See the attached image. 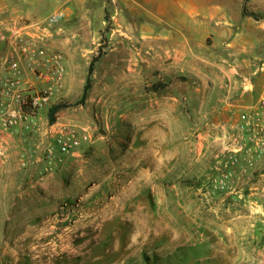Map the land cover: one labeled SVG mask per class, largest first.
Listing matches in <instances>:
<instances>
[{"label":"rangeland","instance_id":"1","mask_svg":"<svg viewBox=\"0 0 264 264\" xmlns=\"http://www.w3.org/2000/svg\"><path fill=\"white\" fill-rule=\"evenodd\" d=\"M13 2L0 0V54L6 64L16 58L13 48L5 52L13 32L28 23L23 19L5 29L10 21L4 22L3 9ZM224 2L231 8L230 40L237 32L250 34L258 43L252 49L260 52L255 57L263 55L264 20L243 15V8L264 16V0ZM55 4L33 17L40 25L34 34L45 37L38 47L47 55L65 56L66 74L61 91L39 111V128L15 129L20 130L16 146L0 153L5 163L0 167V264H264V153L250 163L239 158L235 165L224 154L212 165L191 147L193 124L182 121L179 157L170 153L172 123L134 117L150 94L157 95L140 71L144 0ZM62 7L69 11L67 20L42 24ZM99 56L88 98L76 105L89 66ZM131 58L139 68L133 76ZM253 63L262 68L264 59ZM45 86L36 79L27 89ZM263 101L264 96L255 114ZM59 103L69 107L51 125L48 111ZM244 115L250 120L252 114ZM71 129L80 134V147L63 154L54 134ZM159 131L166 138H159ZM229 172L231 181L219 188Z\"/></svg>","mask_w":264,"mask_h":264},{"label":"crops","instance_id":"2","mask_svg":"<svg viewBox=\"0 0 264 264\" xmlns=\"http://www.w3.org/2000/svg\"><path fill=\"white\" fill-rule=\"evenodd\" d=\"M55 1L62 0H14L12 5L6 4L4 22H10L5 29L16 27L23 19L34 22L33 17L53 10ZM143 16L146 25L139 38L144 51L140 71L147 87L157 83L164 87L157 95L150 94L141 113L134 114L135 119L143 123H172L169 135L175 141L170 153L179 157L183 138L179 126L182 121L190 122L195 153L208 157L212 165L220 164L228 150L253 132L252 115L264 96V64L257 68L253 60L264 59V49L263 55L255 57L260 52L252 48L258 43L243 32H237V39L230 40L231 8L224 0H144ZM248 37L251 41L245 40ZM6 50L11 53L12 47L9 45ZM2 57L0 54V74L7 67ZM134 65L131 58L128 71L132 76L139 71ZM21 66L23 87L34 85L36 77L25 62ZM243 113L252 114L248 123L242 122ZM18 133L20 130L6 129L0 124L2 155L16 146ZM158 133L159 138H166L165 132ZM159 154L163 155L164 150ZM161 161L164 163V159ZM4 165L0 161V167Z\"/></svg>","mask_w":264,"mask_h":264},{"label":"built area","instance_id":"3","mask_svg":"<svg viewBox=\"0 0 264 264\" xmlns=\"http://www.w3.org/2000/svg\"><path fill=\"white\" fill-rule=\"evenodd\" d=\"M68 18V9L62 7L52 12L42 24L53 27ZM39 26V23L28 22L15 30L11 37L14 58L18 57L10 60L4 72L0 74V124L6 129L37 130L39 126L36 118L39 111L48 107L54 95L63 88L66 58L60 52L49 56L44 49L38 47L45 38L44 35L42 39L34 34ZM21 62H25L29 71L46 86L40 90L24 88L21 79ZM261 107L262 110L252 116L254 120L257 119L253 124V132L245 135L235 148L226 152V156L232 160L233 165L240 161L239 158L250 163L264 153V101ZM248 117L244 115L241 119L248 123ZM54 135L55 144L63 154H68L71 150L80 147L81 136L74 129L61 130ZM231 179L232 174L225 173L219 181V188H224Z\"/></svg>","mask_w":264,"mask_h":264},{"label":"trees","instance_id":"4","mask_svg":"<svg viewBox=\"0 0 264 264\" xmlns=\"http://www.w3.org/2000/svg\"><path fill=\"white\" fill-rule=\"evenodd\" d=\"M243 15H249L251 17H253L256 21H260V20H264V16H260L258 14L255 13H251V14H247L246 12V8H243ZM100 56L93 59V61L91 62L89 69H88V76H87V80H86V85L83 88V92H82V96L80 98V100L76 103V105H84V103L86 102L88 95L92 89V75L94 73V68H95V64L99 61ZM164 86L160 83H157L155 85H153V90L154 91H160ZM69 107L68 104H56L54 106H52L49 111H48V120L49 123L51 125H53L56 122V115L62 110ZM27 111V110H25Z\"/></svg>","mask_w":264,"mask_h":264}]
</instances>
